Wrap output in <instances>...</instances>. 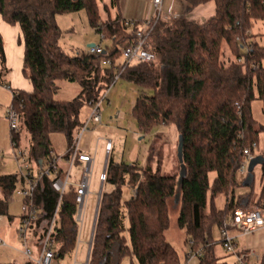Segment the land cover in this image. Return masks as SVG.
Here are the masks:
<instances>
[{"label":"trees","instance_id":"obj_1","mask_svg":"<svg viewBox=\"0 0 264 264\" xmlns=\"http://www.w3.org/2000/svg\"><path fill=\"white\" fill-rule=\"evenodd\" d=\"M186 13L214 2L215 14L204 22L186 14L169 21L158 20L151 34V62L137 61L127 66L120 77L153 91L141 93L132 115L141 132L159 125L174 126L183 137L185 174H163L161 169L137 163L114 162L106 165L94 229L89 264H182L181 256L169 243L170 204L179 194L177 223L193 240V250L202 248L199 264H229L217 255L214 228L220 229L239 207L264 204V164L262 188L236 193L242 185L238 169L243 150L256 143L264 126L254 120L251 102L263 103L264 112V34L251 33L255 20L264 21V0H184ZM119 0H0V14L9 24H19L24 39L23 74L33 91L12 90V105L20 115V131L12 141L20 143L23 129L29 133L28 153L35 166L51 160V134L63 133L70 147L83 123L81 110L92 99H100L120 72L121 48L133 37L123 19L107 17ZM102 4L103 7L100 6ZM86 10L89 24L110 44L101 53H67L60 45L62 30L56 22L59 14ZM141 22H137V26ZM261 36L263 43L257 40ZM226 44L231 58L222 60ZM110 61V65L104 64ZM0 84L6 73L4 40L0 34ZM78 83L79 93L71 100L56 98L58 81ZM243 137L240 138L239 134ZM179 143V138H178ZM264 155V154H263ZM210 173L215 177L210 182ZM18 174H0V215H8L9 199L16 190ZM135 189V195L122 200L123 186ZM218 194L226 196L224 209L215 205ZM40 210L33 225L41 238L58 202L51 180L43 178L35 192ZM76 191L63 196L59 223L53 237L56 261L77 247L79 226ZM10 219L13 217L9 216ZM8 264H16L10 262ZM259 264H264V252Z\"/></svg>","mask_w":264,"mask_h":264},{"label":"rangeland","instance_id":"obj_2","mask_svg":"<svg viewBox=\"0 0 264 264\" xmlns=\"http://www.w3.org/2000/svg\"><path fill=\"white\" fill-rule=\"evenodd\" d=\"M98 2L109 3L110 0H98ZM213 3H206L195 7L189 16L197 21H205L215 14ZM101 7L102 4H100ZM167 9L163 6V11ZM103 17H106V12L102 8ZM56 22L62 30L60 37L61 47L69 54L88 51L89 44L103 45L110 44L107 39H102L101 35L95 28L89 24L86 10L76 12H67L59 14L56 17ZM254 34H264V21L255 20L251 28ZM257 40L263 43L261 36L257 35ZM231 53L226 44L222 47V60L225 63L229 62ZM264 67V60H263ZM59 90L56 98L60 100H71L80 91L78 83H72L66 80L58 81ZM141 93L151 95L153 91L148 88H142L123 77H115L112 84L105 89L103 95L106 97L102 103V123L100 125L90 124V130L86 131L81 140L79 147L82 151L94 155L96 152L95 163L92 170L90 193L87 198L86 212L84 224L79 230V240L76 249L58 261V264H83L87 258L88 245L87 241L90 237L93 220L98 206L100 191L109 192L113 189V185L103 183L100 180V174L104 172L107 161L110 158L112 161L127 164L137 163L141 166H151L153 170L161 169L163 174L178 175L180 181L181 162L178 156V133L174 126L159 125L153 127L148 133L141 132L137 120L132 115V110L136 99ZM12 93L6 86L0 84V174H19V164L15 158L16 148L11 141V127L7 118L8 110L12 105ZM91 108L85 105L80 114L82 123H85ZM252 116L257 123L264 126L263 103L256 98L251 102ZM80 133V131H79ZM78 133V134H79ZM77 134V135H78ZM112 140L113 149L107 153L105 148L106 140ZM257 154H264V130L259 134ZM29 133L26 129L21 132L19 147L28 151ZM51 145L56 155L63 156L68 149V143L65 135L60 132L51 134ZM63 160V159H62ZM66 164V163H65ZM62 165L66 171L68 165ZM83 168V167H82ZM82 168L76 164L72 170L73 180L78 181ZM254 173V191L258 194L262 188V165H257ZM215 173H210V182L213 181ZM241 176H239V180ZM22 183L17 184V189L22 188ZM250 187L239 186L236 193H246ZM122 200H130L136 193L135 189L128 184L123 186ZM215 205L218 209H224L226 205V196L218 194L215 197ZM255 207V206H253ZM179 213L178 202L170 204V225L166 231V237L173 248L183 257L186 252V230L181 228L177 223ZM9 216L13 217L12 219ZM22 216V197L16 192L9 199L8 215H0V238L5 244L0 245V264H8L15 262L19 264L25 260L26 255L21 251L26 249L24 241L21 240L17 228L20 226ZM214 240H220L218 228L213 231ZM220 243V242H218ZM242 247V239L239 240ZM219 247V244H217ZM13 247L18 250L12 249ZM32 247V245L30 246ZM228 256V254H227ZM129 258L125 260L128 261ZM229 264H235L234 259H228Z\"/></svg>","mask_w":264,"mask_h":264},{"label":"built area","instance_id":"obj_3","mask_svg":"<svg viewBox=\"0 0 264 264\" xmlns=\"http://www.w3.org/2000/svg\"><path fill=\"white\" fill-rule=\"evenodd\" d=\"M155 15L153 18L141 22V25L137 26V22L126 20L123 21V25L132 35V41L121 48L120 59V72L116 74V78L120 77L121 72L129 65L137 61L151 62L155 59V54L150 50V37L158 20L169 21L172 18L178 17L170 9L167 13L163 11L162 0H153ZM104 40V34H100ZM104 51L103 45H94L88 48V52L101 53ZM104 64L110 65V61H105ZM106 97V94L100 97V99H92L89 101L91 108L90 114L85 123H83L80 133L76 136L73 144L68 147L67 152L63 156H58L55 152H51V160L47 165L35 166L30 160L28 151L21 149L16 141H12V134L20 131V115L18 111L11 105L8 110L7 118L11 127V141L16 148L15 158L19 164L20 172L18 174L20 180L23 182L21 189L15 190V192L22 197V216L20 219V226L17 228V232L20 238L28 243L29 235L34 229L33 225L40 212L35 199V192L38 188L40 181L47 177L51 180L52 188L58 193V202L55 210L49 220V223L45 227V231L41 238L38 239L39 253L37 256L33 255L32 249L27 245L25 254L34 264H57L55 254V241L54 231L59 223V211L63 196L70 189L74 188L76 191L77 211L75 214V220L78 226L82 228L84 224L87 198L90 193V183L92 170L95 163L96 152L94 155L84 152L80 149L79 144L83 134L90 130V124L100 125L102 123L101 107ZM239 137L242 138L243 134L240 133ZM107 153H110L113 149L112 140L108 139L105 143ZM258 145L253 143L252 146L244 148V160L240 164L238 169V175L245 176L248 173V166L251 159L257 154ZM64 159L69 169H63L60 166L59 160ZM82 164V173L78 181L73 180L72 170L73 167L78 164ZM106 167L104 172L100 174V180L104 183L106 177ZM102 193V192H101ZM101 195L99 193L100 202ZM97 211V209H96ZM98 214V212H97ZM96 213L94 216L93 226L88 241L87 258L83 264H89L90 253L94 235V229L96 225ZM238 228L243 234L248 235L264 227V204L262 206L255 207H239L237 208L230 219L224 222L223 227L220 228V244L227 253L235 255V264H259L262 257V253L249 250L243 252H237V245L235 243V237L230 233L231 228ZM80 228V229H81ZM79 229V230H80ZM78 241L79 237H78ZM0 244H4V241L0 238ZM190 253L194 256L202 255V248L198 251L193 250V240H188Z\"/></svg>","mask_w":264,"mask_h":264},{"label":"crops","instance_id":"obj_4","mask_svg":"<svg viewBox=\"0 0 264 264\" xmlns=\"http://www.w3.org/2000/svg\"><path fill=\"white\" fill-rule=\"evenodd\" d=\"M208 3L209 4L213 3L214 10H216V6L214 2H208ZM162 6H164L167 9L166 10L167 12L171 9L172 12L175 13L177 16L186 14L190 19L197 21V19L191 18L189 16V13H186V3L184 0H162ZM154 15H155V8H154L153 0H119L118 5L115 7H112L110 9V12L106 13V17L104 19H107V17L116 18L117 16H119L124 21L131 20L135 22H143L145 20L153 18ZM250 32L252 33V31ZM0 34L2 35L3 40H4V53H5L6 67H7L6 73L3 74L1 77V79L5 83L1 85L6 86L7 89L11 91V93L13 89L25 90L29 92L33 91V85L30 79L26 78L23 74L25 46H24L23 33H22L20 25L19 24L13 25V24L7 23L3 19L2 15L0 14ZM0 71H1V68H0ZM62 162L64 164L66 162L64 161V159L59 160L60 166L64 169ZM78 167L82 168V164L78 163ZM247 176H248V173L245 176H243L240 181L242 183V186L249 188V186L244 185V181L247 178ZM19 182L23 184L21 180ZM34 229H32L29 235L27 245L29 247L32 245V247L30 248L33 251V255L37 256L39 253L38 237H36L34 233ZM230 233L235 237V243L237 245V248H236L237 252L249 251L252 249V250L258 251L263 254L264 252V227L248 235L243 234L238 228L233 227L230 229ZM240 239H242V243H241L243 244L242 247H239ZM88 241L86 242L87 245H88ZM217 242H219V240ZM24 244L26 245L25 242ZM217 244H219V247L218 245L215 246L216 255L222 261L228 262L229 261L228 259H234L233 261L236 260L235 255L227 253L220 243H217ZM0 245H3V244H0ZM186 246H187V250L186 252L184 251L183 257H181V263L182 264H199V261H200L199 257L194 256L190 253L191 249L189 248V245H188V236L186 238ZM12 249L18 250V248L16 247H13ZM21 253L26 255L25 250L21 251ZM19 264H34V263L30 261L26 255L25 260H22V262H20ZM123 264H130V259H128V261L124 260ZM135 264H138V263L135 261ZM251 264H254V263H251Z\"/></svg>","mask_w":264,"mask_h":264},{"label":"water","instance_id":"obj_5","mask_svg":"<svg viewBox=\"0 0 264 264\" xmlns=\"http://www.w3.org/2000/svg\"><path fill=\"white\" fill-rule=\"evenodd\" d=\"M95 43H91L89 44L88 46L91 47V46H94ZM178 156H179V159H180V162H181V176H180V180L181 178L184 176L185 174V167L182 163V160H183V137L182 135L179 136V143H178ZM264 164V155H257L255 157H253L249 163V166H248V176L247 178L245 179L244 181V185H247L249 186L253 180H254V169L257 165H262ZM101 192L102 190L100 191V195H101ZM179 194L176 195V201L178 202L179 201ZM98 209H99V202H98V206H97V211H96V218H97V212H98Z\"/></svg>","mask_w":264,"mask_h":264}]
</instances>
